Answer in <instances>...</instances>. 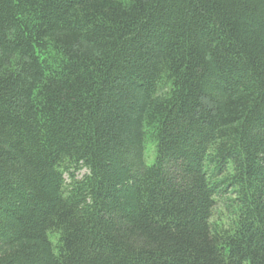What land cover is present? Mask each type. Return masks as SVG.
Returning a JSON list of instances; mask_svg holds the SVG:
<instances>
[{"label": "trees", "instance_id": "obj_1", "mask_svg": "<svg viewBox=\"0 0 264 264\" xmlns=\"http://www.w3.org/2000/svg\"><path fill=\"white\" fill-rule=\"evenodd\" d=\"M0 264H264V0H0Z\"/></svg>", "mask_w": 264, "mask_h": 264}, {"label": "rangeland", "instance_id": "obj_2", "mask_svg": "<svg viewBox=\"0 0 264 264\" xmlns=\"http://www.w3.org/2000/svg\"><path fill=\"white\" fill-rule=\"evenodd\" d=\"M145 161L147 165H151L154 161V153L152 144H148L145 152Z\"/></svg>", "mask_w": 264, "mask_h": 264}]
</instances>
